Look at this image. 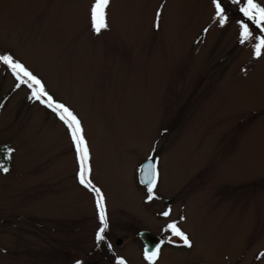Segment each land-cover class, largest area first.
<instances>
[{"label":"rangeland","instance_id":"1","mask_svg":"<svg viewBox=\"0 0 264 264\" xmlns=\"http://www.w3.org/2000/svg\"><path fill=\"white\" fill-rule=\"evenodd\" d=\"M221 2L223 26L213 0H110L97 34L95 0H0V55L81 121L118 250L139 246V230L162 237L172 219L198 254L235 244L226 264H264V49L254 47L264 32ZM241 21L253 32L243 43ZM16 83L0 64V146L15 150L0 152L10 169L0 171V264H74L94 222L77 152L65 124ZM153 155L149 200L136 171Z\"/></svg>","mask_w":264,"mask_h":264},{"label":"snow or ice","instance_id":"2","mask_svg":"<svg viewBox=\"0 0 264 264\" xmlns=\"http://www.w3.org/2000/svg\"><path fill=\"white\" fill-rule=\"evenodd\" d=\"M216 9V18L221 26H223L228 21V16L225 9L222 6L221 0H213ZM232 3L239 7V11L243 14L247 20L251 21L257 29L264 32V6L257 2V0H232ZM110 4V0H95L91 8V20L93 30L99 34L103 29L108 27L106 22V9ZM160 13H157L159 17ZM241 26V43L253 38V32L250 26L243 21L240 22ZM258 43L255 44V55L257 57L261 56L262 49H264V36L255 37ZM0 64L7 66L8 70L11 71L12 75L16 79L17 83L15 87L18 89L22 85L28 87L30 90L29 99L38 101L45 105L51 111H53L58 119H60L69 130V135L73 141L74 148L77 152V157L80 165L78 172L79 182L88 188L90 191L94 192L96 195V205L98 209V219L100 222V227L96 234L97 242H103L105 240V232L108 229V219L106 213V205L104 202V196L101 190L92 184V181L88 178L90 174L89 166V148L84 137V130L82 123L75 113L69 109L63 103L55 101L54 98L46 91L43 82L34 75L23 63L15 60L11 55L4 54L0 55ZM4 146H0V152H4ZM15 150L12 148L6 149V158L11 159V155ZM152 169L150 180L148 181V199H153V190L156 186V173L155 165L150 166ZM0 171L3 173H8L10 171L9 167L0 164ZM163 215H169L168 212L163 213ZM167 228L171 230L173 236L179 237L183 244L187 247H192V242L190 238L184 233L176 223L168 224ZM160 253L159 247L153 251L145 250V258L155 264L156 259ZM261 255H264L262 253ZM118 264H126V262L121 258Z\"/></svg>","mask_w":264,"mask_h":264},{"label":"flooded vegetation","instance_id":"3","mask_svg":"<svg viewBox=\"0 0 264 264\" xmlns=\"http://www.w3.org/2000/svg\"><path fill=\"white\" fill-rule=\"evenodd\" d=\"M152 157L155 158V166L158 165V157L153 155ZM74 160L79 165L78 157L77 155H74ZM80 183V182H79ZM81 184V183H80ZM82 189L85 193L89 194L92 209L94 211V222L93 224V230H91L90 237H89V243L86 245H83L79 247L77 244L74 243L75 249H81L79 250V255H76L74 252V264H99V260H101L99 257H103V259H106L107 257H110V262L112 264H118V261L122 258L126 264H148L151 263L145 258V253L143 252V244H139V246L135 247H126L125 250H118L117 247H120V243H112L111 239H109L108 229L105 232V240L103 242H97L96 240V234L100 227V222L98 219V209L96 205V195L94 192L90 191L88 188L83 186L79 187ZM171 200V199H170ZM171 203L173 201L171 200ZM171 204H170V210L169 215L171 214ZM106 207V213L107 209ZM167 215V216H169ZM166 216V217H167ZM169 222V223H168ZM167 222V226L170 223H175L172 219ZM165 225V224H164ZM164 227L163 231L164 234L162 237H160V243L157 244L154 248V250L159 247L160 253L158 255V258L155 261V264H226L227 262V255L223 256V250L225 248L230 247L232 249L231 252L238 251L235 244L229 245L228 247H223L216 252H213L215 250H210L211 252L209 254H206L205 250H202V255L196 253V250H194L192 247H187L183 244V241L176 236H173L171 233V230ZM180 228V227H179ZM181 229V228H180ZM184 233L187 234V236L190 238L189 233L181 229ZM226 236H231L230 238H234V234H229V232H226ZM120 239V237H117ZM134 248V249H133ZM167 258H171V261L167 263ZM107 260V259H106ZM232 264V263H228ZM237 264H238V257H237Z\"/></svg>","mask_w":264,"mask_h":264},{"label":"water","instance_id":"4","mask_svg":"<svg viewBox=\"0 0 264 264\" xmlns=\"http://www.w3.org/2000/svg\"><path fill=\"white\" fill-rule=\"evenodd\" d=\"M155 165V158L154 157H148L146 158L142 163L139 164L137 171H136V177L137 181L141 185H148V181L150 180L152 169L151 165ZM166 207L163 209V213L168 212V205L170 204V200H165L163 202ZM138 238L141 240L143 244V252L145 253V250L153 251L155 246L160 243V238L156 236L155 234L151 233L148 230H140L137 233ZM120 239L116 240V243H119Z\"/></svg>","mask_w":264,"mask_h":264},{"label":"trees","instance_id":"5","mask_svg":"<svg viewBox=\"0 0 264 264\" xmlns=\"http://www.w3.org/2000/svg\"><path fill=\"white\" fill-rule=\"evenodd\" d=\"M5 153H6V151H5ZM5 153H3V154H5ZM5 155H7V153H6ZM3 157H5V156H3ZM5 159H6V157H5ZM4 161H5V160H4Z\"/></svg>","mask_w":264,"mask_h":264}]
</instances>
